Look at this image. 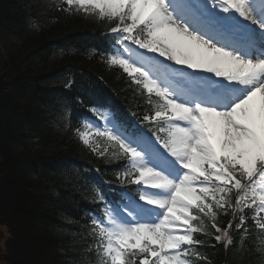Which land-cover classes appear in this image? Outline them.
<instances>
[{
    "label": "snow or ice",
    "instance_id": "obj_1",
    "mask_svg": "<svg viewBox=\"0 0 264 264\" xmlns=\"http://www.w3.org/2000/svg\"><path fill=\"white\" fill-rule=\"evenodd\" d=\"M62 2L58 10L114 25L128 56L106 63L146 93L143 122L152 126L149 136L106 100L81 94L104 121L95 136L105 147L84 132L79 139L120 164V189H95L98 209L86 212L97 264H193L206 259L198 235L227 247L233 228L246 238L249 219L264 233V0Z\"/></svg>",
    "mask_w": 264,
    "mask_h": 264
},
{
    "label": "trees",
    "instance_id": "obj_2",
    "mask_svg": "<svg viewBox=\"0 0 264 264\" xmlns=\"http://www.w3.org/2000/svg\"><path fill=\"white\" fill-rule=\"evenodd\" d=\"M6 1L9 0H0V4H3ZM57 5L58 4L54 0H12L11 5L4 6L5 8L10 7V13L4 12V8H0V48L3 50V54H5V52L8 53L5 54V59L8 63H10H7L5 70H7V68L13 69L14 67L17 69L22 66L23 62L27 59V55H31L32 58L34 57L35 64L34 66L29 67L24 73L26 78L28 77V80H31L29 79L30 77L34 79V81L29 85L31 91L29 90V86L23 83L0 85V123L7 122L5 124L6 126L3 127L5 131H9V133H12V131H19L15 126V120L19 117L25 120V126L28 130H30L32 126L35 127L34 123H37L35 127L37 135L34 136V139L37 140L36 143L34 142L37 144L36 148L38 147L39 149L41 145V138H44L48 150L52 153L55 149L56 152L54 153L56 155L58 151H63V149L67 150V154H69V152L77 153L76 150L72 146L70 147L68 143L75 144L73 134L77 132L75 131V126H77V122L80 119L79 116L82 112V106H80V104L70 105L69 108H66L65 106L61 107L59 104L60 95L55 94V90L59 87L58 80L60 77H55L57 74L51 70L56 64L60 63V66L63 64H71L73 67L72 71L79 73V77H75V79L72 80L73 87L76 86L81 78L82 81L80 83H82L83 87H85L84 82L87 80V74L89 73H97L99 75V79L103 80V82L107 84L109 89L113 92L118 91L122 95H128L126 91L128 87H130L126 84L125 79H123V74L122 76L118 74L119 72L117 70L116 72L105 68L101 62L98 61L100 54V51L98 50L96 51L95 56L86 58V54L83 52V49H80L81 47L73 46L77 49V51L67 54L63 58L61 57L52 60H47L46 55H49L47 53L45 56H42V62L45 61L48 66L44 65V62L42 63V67H40V64L36 65L37 61L40 59V54L45 51L46 46L49 47L48 44L50 42L54 41L56 37L60 35L63 36L66 42H69L71 38L70 36H67V34L72 30H75L72 27L73 16L66 11L58 10ZM64 7L65 6L59 5V8L61 9ZM34 19L36 20V27H38V31L36 34L30 32L29 37L31 40L24 39V45L21 43L11 44L12 41L9 39L11 36H8L7 33H3L4 31H7L8 26H11L16 34L18 33V35L24 37L27 35L28 30H30V22ZM73 37H75L73 38L74 41H79L76 37H80L76 35ZM10 46L17 51L18 54L16 57H13L14 55ZM43 75H46L48 78L45 80V85L37 79L39 76ZM75 80H78V82H75ZM11 82L12 81H9L8 83ZM73 87L68 89L65 85H63L61 90L70 92ZM100 91H103V89H100ZM71 100L74 103L78 101L76 98ZM64 109L67 110L64 111ZM5 112H10L8 121L6 120L7 116L4 115ZM68 113L69 117H67ZM28 130H25L24 132ZM29 155L30 159H34L37 155L40 156L41 154L35 153L31 150V154ZM46 155L47 153H42V156ZM12 161H14V159L10 158L7 165H5L7 167L6 171L9 172V174L14 178L13 181H15L7 187V192L3 195V208L5 210L10 209L13 205L17 204L21 205L22 208H29V210L36 211V209H34L35 206L33 205L34 202L28 196L30 195L28 191L30 189L27 187V182H25L32 172L41 176L47 175L52 179L65 178V174L62 173L61 170H59V173H55L54 168L49 169V167H52L50 166L51 162H46L44 160H32L29 161L30 166L25 165L23 170H20L18 169L19 167H16V164H11L13 163ZM76 194L78 195L79 192L77 191ZM23 195L25 197H23ZM18 197L21 198L18 199ZM17 199L19 202H17ZM1 212H3L2 209ZM4 214L7 215L8 213L5 212ZM22 220L31 224H38V222L42 221L41 218L34 220L25 217H22ZM17 221L18 223H21L20 219H17ZM20 241L29 245V243L35 242L36 239L31 236H26L21 238ZM241 250H243L241 253H230L232 255L230 257H234V259L239 258V264H264V247H258L257 244H253L251 240H248L246 245L242 246L238 252ZM78 254L80 258H78L76 264H97V262L94 263V259L87 248L81 252H76V255ZM15 258L17 260L33 259V264H43L41 263V260L39 262V258H33L30 251H17L13 256L14 261H16Z\"/></svg>",
    "mask_w": 264,
    "mask_h": 264
},
{
    "label": "rangeland",
    "instance_id": "obj_3",
    "mask_svg": "<svg viewBox=\"0 0 264 264\" xmlns=\"http://www.w3.org/2000/svg\"><path fill=\"white\" fill-rule=\"evenodd\" d=\"M129 46H131V44H130ZM10 49H11V51L13 52V55H15V54H16L15 50L12 49V48H10ZM13 55H12V56H13Z\"/></svg>",
    "mask_w": 264,
    "mask_h": 264
}]
</instances>
